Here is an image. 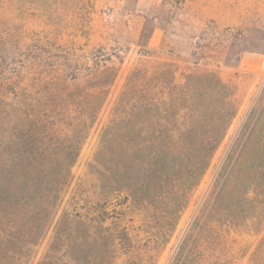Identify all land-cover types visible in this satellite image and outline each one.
Wrapping results in <instances>:
<instances>
[{"label":"trees","instance_id":"1","mask_svg":"<svg viewBox=\"0 0 264 264\" xmlns=\"http://www.w3.org/2000/svg\"><path fill=\"white\" fill-rule=\"evenodd\" d=\"M246 31V26L229 27L208 42L226 50L239 40L244 48L264 53V37H246ZM20 39L17 46L0 44V264H28L53 223L55 233L40 264H59L55 254L75 225L93 231V244L101 250L122 251L126 242V251L135 258L129 264H158L161 253L153 256L154 241L135 244L126 231L123 238L110 233L108 201L92 207L95 221L89 212L65 214L55 223L71 168L111 93L117 72L113 59L119 55L102 46L86 51L75 45L61 56L59 47ZM199 64L181 85L169 63L134 69L109 113L93 162L126 155L137 162L136 168L148 166L158 176L172 173L174 185L188 169L187 190L198 186L241 106L237 85ZM65 127H73L67 146L59 144L67 135ZM56 149L62 153L59 159L53 157ZM55 163L60 179L52 186L46 173ZM251 189L253 198L248 195ZM229 196L237 207L264 205V88L216 168L183 234L188 237L194 231L196 237L184 242L175 264H219L225 225L237 218L228 217L223 208ZM91 221L96 225L91 227Z\"/></svg>","mask_w":264,"mask_h":264},{"label":"rangeland","instance_id":"2","mask_svg":"<svg viewBox=\"0 0 264 264\" xmlns=\"http://www.w3.org/2000/svg\"><path fill=\"white\" fill-rule=\"evenodd\" d=\"M245 26L246 37H264V0H0V44L17 46L22 38L39 47H59L61 56L75 45L86 51L102 46L110 54L119 55L113 59L117 72L111 93L71 168L55 223L69 213L91 212L95 221L97 214L92 207L108 201L113 216L107 222L110 233L123 238L126 231L135 244L154 241L151 252L155 258L161 253L158 264H175L184 242L196 237L194 231L188 237L183 234L216 168L264 88V53L244 48L239 40L226 50L208 42L229 27ZM204 45L209 47L201 50ZM195 51L197 55L193 56ZM157 62L169 63L180 85L200 62V67L218 71L225 81L238 87L239 112L207 174L191 190H187L191 176L188 169L174 185L170 183L175 179L172 173L158 176L147 170L148 166L136 168L137 162L126 155L121 159L106 156L98 164L93 162L103 127L127 78L134 69ZM70 129L73 127H65L67 135L60 137L59 144L67 146L72 141ZM54 152L53 157L59 159L60 149ZM56 164L47 167L46 181L52 186L60 179ZM248 192L249 197L255 196L252 189ZM223 208L227 216L235 214L237 218L228 223L230 226L225 225L219 264H264V205L257 202L252 208L244 204L237 207L229 196ZM242 210L247 217L242 218ZM93 221L91 227L96 225ZM91 232L75 225L71 236L59 246L55 260L59 264H129L130 258L135 259L126 251V242L122 251L101 250L93 244ZM54 233L53 223L41 245L34 248L28 264H40Z\"/></svg>","mask_w":264,"mask_h":264}]
</instances>
